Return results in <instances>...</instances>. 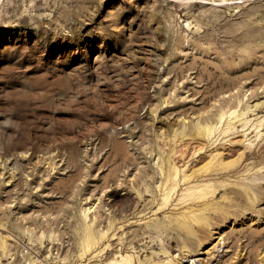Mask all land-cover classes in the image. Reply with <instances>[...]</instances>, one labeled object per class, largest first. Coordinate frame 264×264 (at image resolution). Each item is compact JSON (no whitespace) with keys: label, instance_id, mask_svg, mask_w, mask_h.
<instances>
[{"label":"rangeland","instance_id":"1","mask_svg":"<svg viewBox=\"0 0 264 264\" xmlns=\"http://www.w3.org/2000/svg\"><path fill=\"white\" fill-rule=\"evenodd\" d=\"M263 98L264 0H0V264H264V106L245 136L246 117L222 143L189 137L213 104L237 109L221 127ZM230 144L245 157L219 176L207 161ZM168 162L206 169L165 204ZM198 181L228 182L182 217Z\"/></svg>","mask_w":264,"mask_h":264},{"label":"bare ground","instance_id":"2","mask_svg":"<svg viewBox=\"0 0 264 264\" xmlns=\"http://www.w3.org/2000/svg\"><path fill=\"white\" fill-rule=\"evenodd\" d=\"M218 51V50H217ZM216 51V52H217ZM218 53V52H217ZM216 53V54H217ZM215 54V55H216ZM258 54V53H257ZM256 54V55H257ZM252 57V56H251ZM261 57V56H260ZM216 58V57H215ZM253 58H256V57H254L253 56ZM257 59V58H256ZM223 63V62H222ZM254 94V96H255V93H253ZM238 95V94H237ZM235 96V95H234ZM251 96H253V95H251ZM250 96V97H251ZM249 97V98H250ZM227 98V97H226ZM234 98V97H233ZM229 99H230V97H229ZM238 99V97L236 98V100ZM264 99V98H263ZM243 101H244V99H242ZM241 99L240 100H237L238 102H240V104H241V102H243ZM215 101V100H214ZM228 101V100H227ZM227 101H225V100H222L221 102H220V104H211L212 106H210L209 108H207V110H206V113L204 114V110H203V114H201L199 117H198V119H197V121L194 123L195 125V131H194V133H193V135L192 136H190L189 134V137H192L193 138V141H196V142H198V145L200 144V142H202V145H199L200 147H198L197 149L198 150H196V151H199L201 148H203L204 147V144L205 145H207L209 142L210 143H214V142H216L218 139H219V143L221 142L222 143V138H224L226 135H228L229 133H234V132H237L236 131V129H235V127H236V121L238 122L239 120L241 121L243 118H245V119H243V121H242V125H243V129L242 130H244L243 131V136H245V134H248V133H250V131H247V129L250 127V125L252 124V123H250V124H248V122H249V118L247 117L248 115H250V114H252V113H257V111L259 110V109H261V107L262 106H264V100H258V101H256V102H252V103H249L248 101H247V105H245L244 103V107H243V109L241 110V111H239L237 114L236 113H234V114H236V115H234L233 117H235L236 118V120L234 119H232L231 120V118L228 120L227 118V120H224L225 121V123L224 124H222L223 126H221L220 127V123L222 122V120H223V118H224V116H225V114H227V112L228 111H230L229 113L232 115V113L233 112H237L236 110L237 109H226L225 108V103L227 102ZM234 101V100H233ZM217 102V101H216ZM236 102V101H235ZM237 102V104L239 105V103ZM218 103V102H217ZM228 103H230V102H227V106L229 105ZM234 105V104H233ZM238 107V106H237ZM236 107V108H237ZM231 108V107H230ZM230 114H228V115H230ZM230 115V116H231ZM239 115H243L242 117H239ZM237 116H238V118H237ZM256 118V117H255ZM260 118V117H259ZM258 118V119H259ZM264 118V117H263ZM256 120H257V118H256ZM263 120V119H262ZM262 120H258V121H256L253 125H251V126H253V129H251V130H254V128L255 129H258L263 123H264V121H262ZM251 122V121H250ZM226 124V125H225ZM186 124H183L182 126H185ZM225 125V126H224ZM247 126V127H246ZM239 127V126H238ZM182 128V127H181ZM180 128V129H181ZM242 128V127H241ZM176 129V128H175ZM238 129V128H237ZM240 130V129H239ZM238 130V131H239ZM190 130H188V132H189ZM179 132H180V130H179ZM178 131L176 132V130H175V135L176 134H178L179 133ZM182 132V131H181ZM180 132V133H181ZM174 134V133H173ZM183 134H184V132H183ZM223 134V135H222ZM242 134V133H241ZM257 134H259L258 132H257ZM179 135V134H178ZM181 135V134H180ZM222 135V136H221ZM261 135V134H260ZM184 136V135H183ZM242 136V135H241ZM176 137H178V136H176ZM182 137V135L179 137V138H181ZM215 137V138H214ZM174 138V137H173ZM183 138V137H182ZM214 138V139H213ZM231 138V137H230ZM229 138V139H230ZM175 139V138H174ZM178 139V138H177ZM222 139V140H221ZM227 139V138H226ZM181 140V139H180ZM185 140V139H184ZM191 140V139H190ZM212 140V141H211ZM224 140H225V138H224ZM204 141V142H203ZM224 142V141H223ZM232 142H234V141H232ZM186 143V142H185ZM184 143V144H185ZM210 143L208 144V145H210ZM224 143H226V142H224ZM187 144H188V142H187ZM192 144V143H191ZM190 145V144H189ZM224 145V144H223ZM193 146V145H192ZM195 146V145H194ZM214 146V145H213ZM187 147V146H186ZM206 147V146H205ZM216 147V146H215ZM222 147V146H221ZM175 147H173L172 149H174ZM188 148V147H187ZM239 148H240V146L238 145V144H230V145H226L224 148H219V150H217L216 152H214L212 155L213 156H211L210 155V153H209V155L212 157L211 159H210V157H209V159H210V161H207V162H210V164H212L213 166H210V168H211V170L213 171V173H215L214 171H216L217 173H219V176H221V175H223L224 176V174L226 173V171H228V173H229V171L230 170H233L234 168L236 169V166L237 167H239V165H238V162L240 161V159L244 156V151L243 152H241V153H239V155L236 157H234V159H229L228 157L230 156V155H232V154H234L237 150H239ZM247 148V147H246ZM171 149V150H172ZM204 149V148H203ZM206 149V148H205ZM213 149V148H212ZM212 149H209V150H212ZM217 149V148H216ZM216 149H214V150H216ZM170 150V149H169ZM194 150V149H193ZM181 151V150H180ZM188 151V150H187ZM191 151V150H190ZM196 151H193V154H195V152ZM250 151V150H249ZM256 151V150H255ZM186 152V151H185ZM189 152V151H188ZM213 152V151H212ZM257 152V151H256ZM198 153V152H197ZM206 153V152H205ZM253 153V152H252ZM184 154V153H183ZM182 154V155H183ZM186 154V153H185ZM188 154V153H187ZM186 154V155H187ZM192 154V155H193ZM236 154V153H235ZM171 155H173V154H171ZM186 155H185V157H186ZM197 155V154H196ZM204 155L205 154H202V153H199L198 154V159H197V161L198 160H201V159H203L204 158ZM169 156H170V154H169ZM188 156V155H187ZM168 157V156H167ZM167 157H166V159H167ZM180 157H181V154H180ZM183 157V156H182ZM233 157V156H232ZM245 157V156H244ZM250 157V156H249ZM262 158H264V155H262L261 156ZM164 158V157H163ZM171 158V157H170ZM175 158V157H174ZM174 158H172L173 160H174ZM179 158V157H178ZM195 158V157H194ZM176 159V158H175ZM185 159V158H184ZM183 159V160H184ZM208 159V160H209ZM245 159V158H244ZM173 160H171V161H173ZM242 160V159H241ZM168 161V160H167ZM194 161V160H193ZM196 161V162H197ZM164 162V161H163ZM242 163H243V161H241ZM170 162H168V164H169ZM174 163H175V161H174ZM174 163H173V165L171 164H169V166H170V168L168 169V170H165V178L164 179H166V181L164 182L165 184H166V189L168 190L167 192H164L165 194V197H163L164 199L163 200H165V204H167V201H168V199H169V197H170V190H174L175 189V187L178 185V184H180V180H182L183 179V182L185 181V182H191V181H194V180H199V179H201L200 181H202V179H203V169H206V167L204 166V168H203V165L201 166V167H196V168H193L192 170H190L189 172H188V170L186 171V168L184 169H180V168H178V162H177V164H175L174 165ZM192 163V162H191ZM205 163V162H204ZM203 163V164H204ZM246 163V162H245ZM244 163V164H245ZM241 164V163H240ZM209 165V164H208ZM162 166V165H161ZM187 166V165H186ZM185 166V167H186ZM208 167V166H207ZM163 168V167H162ZM252 168V167H251ZM187 169H189V168H187ZM208 169V168H207ZM210 170V169H209ZM209 170H208V172H209ZM218 170V171H217ZM206 171V170H205ZM212 171H210V172H212ZM207 172V171H206ZM161 173H163V172H161ZM183 173V174H182ZM205 173V172H204ZM207 175V174H206ZM182 177V178H181ZM205 179V178H204ZM207 179V178H206ZM225 179V178H224ZM211 180V179H210ZM216 180V179H215ZM213 181V180H212ZM163 182V181H162ZM173 182V184H171ZM206 182V181H205ZM209 182V181H208ZM208 182H206V183H208ZM211 182V181H210ZM209 182V183H210ZM228 182V181H227ZM227 182H225V181H219L218 183H211V184H203L204 182H197V183H193L192 185H189V186H191V187H193L192 189H190L189 190V188H188V192L186 193L185 192V196H184V198L186 197L187 199H189V200H191V203H192V205H187L186 207V209H182V210H179V211H175V212H178V213H181V216L183 215V214H189V212H191L192 211V213L193 212H195V211H197V210H200V211H205L206 209H208V207L210 206V203H208V194L209 193H214L216 190H217V186H219V187H222V186H226L227 185ZM168 183H170L171 185H169ZM164 184V185H165ZM168 184V185H167ZM169 186H170V189H169ZM180 186V185H179ZM210 186H213V188H210ZM252 186V185H251ZM190 187V188H191ZM165 188V187H164ZM249 188V187H248ZM228 189V188H227ZM232 189H234V188H232ZM239 190V189H238ZM249 190V189H248ZM258 190V189H257ZM164 191H166V190H164ZM228 191V190H227ZM260 191V190H259ZM230 192V191H229ZM235 192V191H234ZM248 192V191H247ZM250 192V191H249ZM239 193H240V195L238 196V197H235V199L236 198H239V200H237V205L239 204V203H242V201H244L243 199L244 198H242L243 196H245V193H244V195H242L243 193L242 192H240V190H239ZM232 194H233V192H232ZM256 194V193H255ZM152 196H147V195H144V198H143V203L141 204V206H140V208L138 209V212L140 213V214H147V213H150V211L152 210L153 211V202L155 201V199H156V197H157V194L156 193H153V194H151ZM172 195H174L173 193H172ZM171 195V196H172ZM242 195V196H241ZM211 196V195H210ZM228 196V195H227ZM231 196H233V195H231ZM235 196V195H234ZM233 196V197H234ZM183 197V196H182ZM181 197V198H182ZM248 197H249V195H248ZM247 197V198H248ZM185 198V199H186ZM250 198V197H249ZM251 198H253V197H251ZM158 199V198H157ZM183 199V198H182ZM181 199V200H182ZM186 199V200H187ZM210 199V198H209ZM246 199V198H245ZM102 200V199H101ZM172 200V199H171ZM183 201V200H182ZM181 201V202H182ZM212 201V200H211ZM247 201V200H246ZM184 202V201H183ZM182 202V203H183ZM188 202V201H187ZM214 202H216V201H214ZM213 202V203H214ZM233 202H234V199H233ZM247 202H249V201H247ZM89 203H91V202H89ZM139 203V202H138ZM141 203V202H140ZM228 203H229V201H228ZM244 203H246V202H244ZM212 204V203H211ZM224 204V203H223ZM92 205V204H91ZM136 205V204H135ZM135 205H134V207H135ZM222 205V204H221ZM250 205V204H249ZM89 206V205H88ZM215 206V205H214ZM213 206V207H214ZM251 206V205H250ZM91 206H89L88 208H90ZM92 207H93V205H92ZM91 207V208H92ZM133 207V209H135ZM212 207V206H211ZM216 208H217V206H215ZM230 207H231V205H230ZM230 207L228 208V206H223V207H221V206H219V219L221 218V215L223 214V215H225L226 213H231L232 212V210H234V209H230ZM234 207V206H233ZM90 208V209H91ZM235 208V207H234ZM97 209V208H96ZM95 209V210H96ZM209 209L211 210V208L209 207ZM135 211V210H134ZM86 212H88V210L86 211ZM93 212V211H92ZM91 212V213H92ZM95 212V211H94ZM155 212V211H154ZM183 212H185V213H183ZM199 212V211H198ZM220 212H221V214H220ZM84 213V212H83ZM156 213V212H155ZM191 213V214H192ZM85 214V213H84ZM94 214H96V212L94 213ZM138 214V213H137ZM136 214V215H137ZM177 214V213H176ZM174 215V219H176V220H178V222H176V224L173 226V228L174 229H177V230H180V229H187L188 231H192L193 233H194V231H195V235L197 236V237H199V240H202V236H203V234H204V232L206 231L205 229L206 228H204V227H199V231L198 230H195L194 228H193V223L191 222L192 221V219H191V221L190 220H187V219H181L180 218V215ZM194 214H196V213H194ZM90 215V214H89ZM92 215V214H91ZM193 215V214H192ZM197 215V214H196ZM200 215V214H199ZM203 215V214H202ZM84 216V215H83ZM85 216H86V214H85ZM93 216V215H92ZM135 216V215H134ZM184 216V215H183ZM182 216V217H183ZM201 216V215H200ZM206 216V215H205ZM204 216V217H205ZM195 218H196V216H194ZM207 217V216H206ZM85 218V217H84ZM83 218V219H84ZM86 218H88L87 216H86ZM92 218V217H91ZM172 218V217H171ZM187 218V217H186ZM194 218V219H195ZM208 218V217H207ZM90 219V218H89ZM93 219H94V217H93ZM95 219H96V217H95ZM193 219V220H194ZM196 219H198V218H196ZM212 219V218H211ZM205 220V219H204ZM88 222V221H87ZM93 222V221H92ZM166 222V221H165ZM211 222V224L213 223L212 222V220L210 221ZM210 222H208V223H210ZM97 224V223H96ZM165 226L167 225V222L164 224ZM210 225V224H209ZM96 226V225H95ZM213 226V225H212ZM231 228V227H230ZM237 228V227H236ZM94 229H95V227H94ZM234 230V229H233ZM136 233V230H135V232H134V234ZM139 233V232H138ZM220 234H222L223 233V230L222 231H220L219 232ZM97 234V233H96ZM98 236V235H97ZM230 236V235H229ZM224 238H228V236H226V237H224ZM95 239H96V235H95V233H94V230H93V228H92V225H89V224H85L84 226H83V241L85 242V246L87 245V247H88V249H90V248H92V247H90L89 248V245H95V244H93V243H95ZM230 239V238H229ZM98 240V239H97ZM201 243V242H200ZM190 244H192V245H194V241H192V242H190ZM12 245V244H11ZM191 245V246H192ZM13 247V246H12ZM87 247H86V249H87ZM9 248H11V247H9ZM85 250V249H84ZM166 251V250H165ZM87 252V251H86ZM191 252V251H190ZM84 253V252H83ZM123 257L121 258V259H119L118 258V260H116V257H114V259L119 263V264H122V263H124V264H129L130 262H131V259H133V258H129V257H125V254L124 255H122ZM129 256V255H128ZM130 256H131V254H130ZM170 259H171V257H170ZM166 260V259H165ZM164 260V261H165ZM168 260V259H167ZM153 261V260H152ZM156 261V260H155ZM155 261H153L152 263H156ZM113 262H115V261H113ZM116 262V263H117ZM127 262V263H126ZM133 262V261H132ZM149 262V261H148ZM160 262V261H159ZM159 262H157V263H159ZM166 262V261H165ZM115 263V264H116ZM117 263V264H118ZM134 263V262H133ZM167 263V262H166ZM139 264V263H138ZM144 264H145V262H144ZM147 264H149V263H147ZM162 264V263H161ZM165 264V263H164Z\"/></svg>","mask_w":264,"mask_h":264}]
</instances>
